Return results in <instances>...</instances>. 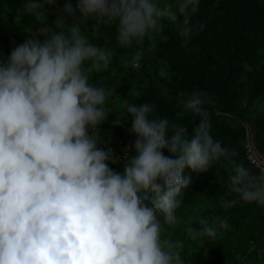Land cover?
Segmentation results:
<instances>
[{"label":"clouds","instance_id":"obj_1","mask_svg":"<svg viewBox=\"0 0 264 264\" xmlns=\"http://www.w3.org/2000/svg\"><path fill=\"white\" fill-rule=\"evenodd\" d=\"M45 3L51 0H25L24 9L39 16ZM197 3L177 0L185 24ZM76 7L82 20L114 25L123 47L157 30L163 18L176 19L160 0H77ZM64 9L74 13L71 3ZM55 23L47 38L17 44L0 63V264H184L182 243L163 234L182 204L184 169H204L221 157L232 165L228 182L236 194L223 206H264V161L253 172L213 138L210 97L201 91L182 101L199 117L191 135L154 115L149 102L128 101L136 154L122 172L111 169V149L96 147L99 136L87 130L105 119L113 92L90 83L88 74L107 67L111 56L79 24L69 26L63 16ZM142 56L134 51L129 63L139 67ZM227 227L223 219H201L187 233L214 242Z\"/></svg>","mask_w":264,"mask_h":264},{"label":"trees","instance_id":"obj_2","mask_svg":"<svg viewBox=\"0 0 264 264\" xmlns=\"http://www.w3.org/2000/svg\"><path fill=\"white\" fill-rule=\"evenodd\" d=\"M24 2L0 0V63L17 44L47 38L50 30H57L60 16L69 26L79 24L89 42L111 56L107 67L88 74L90 83L113 92L106 99L105 119L87 129L99 136L96 147L111 149L112 158L106 161L111 169L122 172L125 160L136 154L132 116L125 112L128 101L149 102L154 115L184 125L191 135L199 117L185 110L182 101L201 91L210 97L206 109L213 138L236 150L233 159L259 171L247 158L245 140L248 125L255 146L264 149V0H198L186 24L177 0H160L176 12V19L163 18L157 30L131 47L117 44L114 25L91 17L82 20L77 0H51L39 16L25 11ZM66 3L74 13L65 11ZM136 50L143 52L139 67L129 63ZM120 141H130L127 158ZM162 152L175 158L167 148ZM231 170L223 157L204 169L185 167L188 183L179 196L182 204L175 223L165 225L163 233L182 243L184 264H264V206L239 200L223 206L224 200L236 197L228 182ZM201 219L210 224L223 219L228 227L219 229L214 242H201L187 233Z\"/></svg>","mask_w":264,"mask_h":264},{"label":"built area","instance_id":"obj_3","mask_svg":"<svg viewBox=\"0 0 264 264\" xmlns=\"http://www.w3.org/2000/svg\"><path fill=\"white\" fill-rule=\"evenodd\" d=\"M78 9V8H77ZM119 144L124 148V157H126L131 150L130 141H120ZM246 155L250 163L259 170L255 163L256 161H264V149L261 151L255 146L253 139L252 142L246 136L245 140Z\"/></svg>","mask_w":264,"mask_h":264},{"label":"water","instance_id":"obj_4","mask_svg":"<svg viewBox=\"0 0 264 264\" xmlns=\"http://www.w3.org/2000/svg\"><path fill=\"white\" fill-rule=\"evenodd\" d=\"M247 128V137H248V140L252 142V133H251V128L250 126H246Z\"/></svg>","mask_w":264,"mask_h":264}]
</instances>
